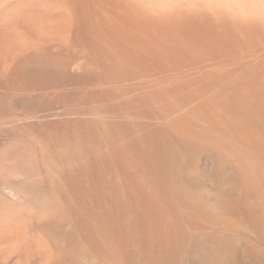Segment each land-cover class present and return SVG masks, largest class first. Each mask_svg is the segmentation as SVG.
Instances as JSON below:
<instances>
[{
	"label": "bare ground",
	"instance_id": "obj_1",
	"mask_svg": "<svg viewBox=\"0 0 264 264\" xmlns=\"http://www.w3.org/2000/svg\"><path fill=\"white\" fill-rule=\"evenodd\" d=\"M264 264V0H0V264Z\"/></svg>",
	"mask_w": 264,
	"mask_h": 264
},
{
	"label": "rangeland",
	"instance_id": "obj_2",
	"mask_svg": "<svg viewBox=\"0 0 264 264\" xmlns=\"http://www.w3.org/2000/svg\"><path fill=\"white\" fill-rule=\"evenodd\" d=\"M250 257L244 251H240L237 253L233 264H250Z\"/></svg>",
	"mask_w": 264,
	"mask_h": 264
}]
</instances>
